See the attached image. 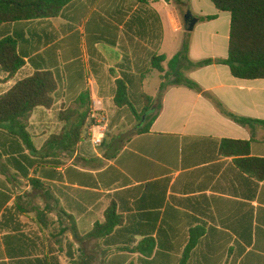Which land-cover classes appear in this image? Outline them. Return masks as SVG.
Listing matches in <instances>:
<instances>
[{
    "label": "crops",
    "instance_id": "crops-1",
    "mask_svg": "<svg viewBox=\"0 0 264 264\" xmlns=\"http://www.w3.org/2000/svg\"><path fill=\"white\" fill-rule=\"evenodd\" d=\"M147 1L74 0L56 18L0 24V42L13 38L25 63L13 77L0 67V96L37 72L61 79L54 107L33 113L28 137L33 139L32 124L56 117L60 131L47 138L60 134V112L87 90L91 101L102 100L106 116L111 105L118 122L127 114L135 123L114 105L116 80L128 74L145 92L155 72L149 73L151 57L171 60L183 46L186 25L177 6ZM188 9L198 19L192 32L187 29L189 59H227L231 15L210 0H191ZM153 16L160 18L161 36ZM172 34L180 39L168 55ZM186 76L202 92L168 87L148 132L137 134L136 128L124 140L121 129L102 149L85 142L66 165L9 162L8 147L19 154L21 144L23 155H31V139L0 132V264H264V178L240 162L264 160V127L236 124L206 96L238 116L264 121V79H238L221 64ZM225 140L249 141L250 155H235ZM46 141L40 147L33 141L38 156L46 155ZM112 204L121 223L108 235L99 228L91 236ZM147 238L154 249L150 259L130 252Z\"/></svg>",
    "mask_w": 264,
    "mask_h": 264
},
{
    "label": "trees",
    "instance_id": "trees-1",
    "mask_svg": "<svg viewBox=\"0 0 264 264\" xmlns=\"http://www.w3.org/2000/svg\"><path fill=\"white\" fill-rule=\"evenodd\" d=\"M74 0H0V24L32 21L37 19H52L63 14L66 8ZM147 4V0H139ZM220 12L231 15L230 39L228 58L221 60H203L193 62L189 59V38L184 39L181 50L168 61L165 55L155 54L150 60V70L157 71L161 76L159 99L156 101L142 91L141 85L135 84L134 77L124 74L116 80V92L114 105L119 109H126L136 123L137 134L148 132L150 126L157 119L162 108L163 94L170 86H186L190 89L202 92L198 85L186 76V72L203 68L213 64H221L229 67L232 75L241 80L264 79V0H210ZM152 27L161 36L162 27L160 18L157 22L152 17ZM215 17L203 18L211 21ZM143 22V32L146 30V22ZM156 23L158 26H156ZM167 63V67L164 64ZM24 61L17 53V43L13 38H6L0 42V67L13 77L23 66ZM148 73V72H147ZM142 74L140 80L146 77ZM61 79L53 72H37L32 76L18 81L11 90L0 96V132L21 140H30L26 132L28 122L38 108L52 109L58 97ZM89 90L83 92L74 107L62 110L60 119L63 121V129L58 135H52L41 150L46 155L38 156V150L30 140L31 155L24 154L20 144V153L12 146L9 162H26L31 165L38 163L66 165V162L58 157L59 153L74 155L80 151L85 142L89 141V124L87 119L89 108L92 104ZM208 96L216 108L226 117L242 127H248L252 131L257 127H264V121L238 116L228 111L216 98ZM135 99V101L133 100ZM134 103L137 105L135 106ZM141 104V106H140ZM142 107V109H140ZM234 144V154L241 156L250 155L249 141H224V147ZM10 149V150H9ZM247 170H255L261 179L264 178V160L248 158L245 161ZM76 172L85 177L87 173ZM117 207L112 204L105 213L104 224L96 225V230L91 236L97 235V229L110 234L122 219L117 217ZM151 238L145 239L141 247L131 250V253H140L144 259H150L154 254ZM189 251L186 252L187 254ZM161 253L155 254V260L160 258Z\"/></svg>",
    "mask_w": 264,
    "mask_h": 264
},
{
    "label": "rangeland",
    "instance_id": "rangeland-1",
    "mask_svg": "<svg viewBox=\"0 0 264 264\" xmlns=\"http://www.w3.org/2000/svg\"><path fill=\"white\" fill-rule=\"evenodd\" d=\"M191 3V0H172L170 2V5L173 6H177L179 11H180V17L182 20H184V16L185 14L189 11L188 9V4ZM190 8V5H189ZM184 39L186 37H188V26L185 25L184 26ZM180 39L179 34H172L169 35L167 38V43L165 45V51L168 55H172L173 53L176 52V43H178V40ZM165 66H167V63H165ZM148 82L145 84L144 89L145 92L155 96V99H159V95H160V86L162 83L161 80V76L159 73H157L156 71L154 73L151 74V76H148ZM135 101V99H133ZM136 102V101H135ZM107 103V102H106ZM110 103V102H109ZM135 106H137L134 103ZM111 106V105H110ZM109 106V107H110ZM108 106H106V114L109 118V130L106 136V144H111L114 139L118 136V131L119 130H124L125 135L122 136V138L124 140H127L128 138L132 137L135 133V129H136V123L129 122V120L127 119V114H123V116L121 117V123L118 122L115 118V116L113 114H111L110 109ZM59 109V107H56L55 109ZM54 111V110H53ZM121 124L120 127H118ZM44 126H47L49 128H43ZM130 126H132L131 128H129ZM60 121L59 118H53V120L50 121V123H47L46 125H41L40 123H34L31 126V131H32V136L33 139L32 143L34 141V143L37 145V147H40L42 145V143L44 142V140H48L47 136L49 134H54V133H58L60 131ZM28 128V125H27ZM27 131V129H26ZM28 132V131H27ZM104 146V144L102 145V147L100 149H102ZM60 156L61 159H63L66 163H70L72 157L74 155L71 154H66V153H59L58 154ZM75 164L78 163L79 164V160L74 162Z\"/></svg>",
    "mask_w": 264,
    "mask_h": 264
},
{
    "label": "built area",
    "instance_id": "built-area-1",
    "mask_svg": "<svg viewBox=\"0 0 264 264\" xmlns=\"http://www.w3.org/2000/svg\"><path fill=\"white\" fill-rule=\"evenodd\" d=\"M89 142L93 148H99L103 145L109 128L108 118L105 115L104 103L101 99H93L89 108Z\"/></svg>",
    "mask_w": 264,
    "mask_h": 264
},
{
    "label": "water",
    "instance_id": "water-1",
    "mask_svg": "<svg viewBox=\"0 0 264 264\" xmlns=\"http://www.w3.org/2000/svg\"><path fill=\"white\" fill-rule=\"evenodd\" d=\"M164 3L169 4L171 0H162ZM184 22L188 26V31L192 32L198 23V19L195 18L191 11H188L184 16Z\"/></svg>",
    "mask_w": 264,
    "mask_h": 264
}]
</instances>
